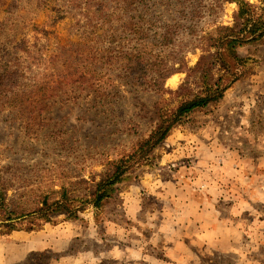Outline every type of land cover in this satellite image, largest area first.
<instances>
[{"label":"rangeland","instance_id":"rangeland-1","mask_svg":"<svg viewBox=\"0 0 264 264\" xmlns=\"http://www.w3.org/2000/svg\"><path fill=\"white\" fill-rule=\"evenodd\" d=\"M130 1L123 17L115 0H0V67L20 70L27 95L46 86L26 109L0 113V170L11 168L18 188L9 198L32 196L40 179L47 194L81 179L93 187L108 161L155 126L162 97L124 85L125 59L106 55L145 37L172 64L191 25H233L238 8L223 0ZM195 6L201 18L189 14ZM182 45L195 66L200 49ZM238 53L249 59L241 78L134 164L103 210L88 205L78 219L58 214L18 231L24 236L13 239L35 250L16 264H264V43ZM186 78L176 72L165 86L176 91ZM163 98L169 111L182 99Z\"/></svg>","mask_w":264,"mask_h":264},{"label":"trees","instance_id":"trees-1","mask_svg":"<svg viewBox=\"0 0 264 264\" xmlns=\"http://www.w3.org/2000/svg\"><path fill=\"white\" fill-rule=\"evenodd\" d=\"M115 1L118 14L123 17L128 15L133 2ZM223 1L238 4L233 25H216L210 30L211 24L199 29L197 25H191L187 32V40L182 41L187 46L191 45V48L201 51L193 67L188 66L185 55L182 54V43L178 44L179 50L176 53H171L173 62L170 64L164 56L154 55L155 43L145 37L139 39L138 45L130 51H120L121 55H106L109 59H125L124 85H146L145 89L152 90L162 97L156 107L155 126L146 137L138 139L127 153L108 161V171L93 187H89L86 179H81L71 181L69 187L62 186L59 192L47 194L46 183L40 179L32 196L26 198L22 194L19 198L12 199L8 197L9 191L18 190L14 183L15 175L11 173L9 167L2 173L0 170V235L40 229L44 223L50 222L51 218L58 214L78 219L79 213L88 205H92L98 211L103 210L106 203L115 195L117 186L123 182L129 169L145 159L164 141L175 125L181 124L194 110L205 108L224 97L225 92L241 78L243 73H240V67L249 60L241 57L238 49L248 44L264 43V7L248 0ZM189 14H193V18H201L200 6H195ZM162 41L169 46L173 38L166 32ZM93 66L92 71L96 76L98 67L95 64ZM176 72H186L187 78L176 91H173L165 86V82ZM192 77L196 78L195 83L199 85L197 93H192L190 88ZM24 87L20 70L9 66L0 67V113L6 109L10 111L26 109L34 96L46 88L44 85L35 84L31 93L27 95ZM166 93L176 94L182 98L170 111L164 107L166 100L163 97ZM84 187L90 188L89 191L82 197L78 196L76 191ZM56 193L59 197H55Z\"/></svg>","mask_w":264,"mask_h":264},{"label":"crops","instance_id":"crops-1","mask_svg":"<svg viewBox=\"0 0 264 264\" xmlns=\"http://www.w3.org/2000/svg\"><path fill=\"white\" fill-rule=\"evenodd\" d=\"M15 236H24L22 232H14L8 236H0V264H16L26 259L30 252L35 248L30 242L21 245L13 238Z\"/></svg>","mask_w":264,"mask_h":264},{"label":"bare ground","instance_id":"bare-ground-1","mask_svg":"<svg viewBox=\"0 0 264 264\" xmlns=\"http://www.w3.org/2000/svg\"><path fill=\"white\" fill-rule=\"evenodd\" d=\"M170 83H176V78H172L171 80H170Z\"/></svg>","mask_w":264,"mask_h":264}]
</instances>
